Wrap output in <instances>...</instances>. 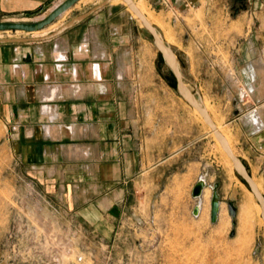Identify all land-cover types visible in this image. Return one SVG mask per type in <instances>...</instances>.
I'll list each match as a JSON object with an SVG mask.
<instances>
[{"label":"rangeland","instance_id":"rangeland-1","mask_svg":"<svg viewBox=\"0 0 264 264\" xmlns=\"http://www.w3.org/2000/svg\"><path fill=\"white\" fill-rule=\"evenodd\" d=\"M104 1H80L54 22L60 27ZM131 1L155 19L152 25L162 37L173 40L170 46L186 78L183 82L206 102V111L226 135L232 153L250 178L264 187V132L244 139L236 121L243 114L249 119L255 109L264 111V103L253 100L251 79L238 77L231 60L240 44L253 40L264 95V0H249L252 4L188 0L193 4L190 8L183 6V0H171L169 6L158 4L159 0ZM128 15L133 24L129 37L114 54L122 85L118 98L124 101L119 111L131 135L128 141L134 147L137 128V139L141 135L147 145L174 144L170 150L185 146L184 160L162 164L141 181H131L125 200L120 198L110 210L88 216L83 208L90 202L79 199L78 189L76 194L61 195V188L47 187L42 177L29 172L18 158L17 143L8 139L0 107V264H264V222L253 207L258 202L252 195V212L242 226L238 206L250 189L234 168L229 184L224 151L198 111L179 97L172 71L144 28ZM38 19L22 16L4 21ZM22 37L30 38L32 33L0 32V39ZM200 177L208 188L219 183V211L225 209L228 229L222 226L223 211L215 224L210 223L211 189L207 208L193 215L197 199L191 191ZM229 202L236 211L234 226Z\"/></svg>","mask_w":264,"mask_h":264},{"label":"crops","instance_id":"crops-1","mask_svg":"<svg viewBox=\"0 0 264 264\" xmlns=\"http://www.w3.org/2000/svg\"><path fill=\"white\" fill-rule=\"evenodd\" d=\"M58 1L64 0H0V21L41 18ZM117 7L109 3L51 39L0 48V107L8 139L17 143L18 158L29 172L42 177L47 187L61 188L65 196L78 189L79 199L90 202L83 208L88 216L110 210L128 197L131 181H141L162 164L183 161L186 152L185 146L170 150L174 144L159 141L147 145L141 135L137 139L135 127L134 147L128 141L114 54L133 24L125 9ZM232 53L238 77L250 78L253 100L264 103L253 40ZM239 62L245 64L238 67ZM245 115L236 120L244 139L264 132L262 109L249 119Z\"/></svg>","mask_w":264,"mask_h":264},{"label":"water","instance_id":"water-1","mask_svg":"<svg viewBox=\"0 0 264 264\" xmlns=\"http://www.w3.org/2000/svg\"><path fill=\"white\" fill-rule=\"evenodd\" d=\"M113 0H105L104 2L100 3L99 5L94 6L92 9L87 11L86 13L80 14L77 17L65 22V24L61 25L57 28V30L51 32L48 35L37 37V38H8V39H0V44H22L23 42H34L37 40H47L51 39V37L56 36L62 32H64L67 28H70L76 24H78L81 20L85 19L95 10L100 9L102 7L107 6ZM129 7V9L140 18L141 25L153 41L155 47L159 51L160 55L165 62V65L172 71L175 81H176V91L179 97L183 98L186 103H188L191 107H193L196 111H199L203 121L211 131H213L215 138L219 141L221 148L223 149L224 153L229 157L232 163V168H234L235 173L238 177L243 180L248 188L250 189L252 195L255 197L256 201L259 204L261 210V218L264 222V196L256 189L255 184L253 183L252 179L249 176V173L244 167L243 162L234 154L232 153L228 143L217 130L216 125H214L213 121L211 120L208 112L205 110L201 97L197 95V93H192L186 84L183 82L186 78L183 74L182 69H180L176 54H174L173 49L170 45L164 42L161 38V34L159 33L158 29L150 25L146 18L135 8L134 3L131 0H124ZM79 0H64L62 3L58 4L57 6L53 7L50 12L38 19L34 22H14V21H0V32H8V31H19V32H26V33H35L40 31L41 29L51 25L56 19H58L61 14H63L66 10L74 6L78 3ZM207 183H205L201 178L196 181V184L193 186L191 191V197L194 199H200L202 191L207 187ZM211 189V199H210V223L215 224L218 219L219 215V206H220V197L218 193L219 183H214L213 186L210 187ZM227 211L228 215L231 217L232 222L231 225L234 226L233 219L236 217V211L233 207L232 203L227 204ZM193 215L197 216L200 212L197 206H195L192 210ZM234 234L233 231L230 232L229 237H232Z\"/></svg>","mask_w":264,"mask_h":264},{"label":"bare ground","instance_id":"bare-ground-1","mask_svg":"<svg viewBox=\"0 0 264 264\" xmlns=\"http://www.w3.org/2000/svg\"><path fill=\"white\" fill-rule=\"evenodd\" d=\"M80 1H84V2H93V1H101V0H79V2ZM78 2V3H79ZM114 3H116V5L117 4H119V5H124L125 6V10L128 12V13H130L131 14V17L133 18L134 17V19H135V21L139 24V26L140 27H142V25H141V21H140V18H138V16H136L130 9H129V7L127 6V4H126V2L124 1V0H113V1H111L110 2V4H114ZM135 8L136 9H138V11L146 18V20H148L149 21V24L151 25V24H153V25H155V19L154 18H149V17H147L146 15H145V12L143 11V9L138 5V3L136 2L135 3ZM53 7V6H52ZM51 7V8H52ZM51 8L49 9V10H51ZM67 11V10H66ZM65 11V12H66ZM65 12L63 13V14H61V16H60V18L61 17H63L64 15H65ZM42 17H44V16H42ZM41 17V18H42ZM41 18H39V19H41ZM62 19V18H61ZM151 19V20H150ZM59 24V23H58ZM56 28H58L57 27V24L54 22V23H51V25H49V26H47V27H45L44 29H42L41 31H37V32H35V33H32V38H37V37H41V36H45V35H47V33H50L51 31H54V30H56ZM19 32V31H18ZM161 38H162V40H164V42L165 43H167L168 45H172L173 44V40H171L167 35L166 36H161ZM187 86V85H186ZM203 102V105H204V108H205V110H207V105H206V102L205 101H202ZM194 109V108H193ZM195 110V109H194ZM196 111V110H195ZM198 113L200 114V112L198 111ZM201 115V114H200ZM202 117V116H201ZM201 120H203L202 118H201ZM215 125V124H214ZM209 128V127H208ZM216 128H217V130L220 132V134L223 136V138L226 140V142L228 141L229 142V140L225 137L226 135H224L222 132H221V129H220V127L218 126V125H216ZM209 130H210V128H209ZM210 134L211 135H213L214 136V133H213V131H211L210 130ZM214 138H215V136H214ZM216 139V138H215ZM217 140V139H216ZM227 142V143H228ZM217 143H218V146H219V148H220V150H222L223 151V149L221 148V145H220V143H219V141L217 140ZM228 146H229V144H228ZM225 157L227 158V161H225V165L227 166V168H229V171H228V173H227V181L229 182V184L230 185H232V183H233V175H232V167H231V160L228 158V156H226V154H225ZM204 182H205V180L203 179V177H200ZM253 181V183L255 184V187H256V189L260 192V193H262V188H264L263 187V185H262V188H261V186H260V184L257 182L256 183V181H254V180H252ZM206 183V182H205ZM211 187V186H210ZM210 188H208V187H206L203 191H202V194H201V196H200V199H198L197 201H196V205L195 206H197L198 207V209H199V212L200 213H202V210H205L206 208H207V205L205 204V202H207L208 201V196H209V192H210V190H209ZM206 200V201H205ZM251 205H253V196H252V194L251 193H249V194H247V193H243V195H242V199L240 200V204H239V206H238V211H239V219H240V224L242 225V226H244L245 224H246V222L248 221V218L250 217V214H251V212H252V210H250V206ZM253 207H254V210H255V212L257 213V215L258 214H261V210H260V207H259V204L258 205H253ZM220 211H221V209H220ZM222 211H223V215H224V220H223V222H222V226H224L226 229H228L229 228V219H228V217H227V215H226V211H225V209H222ZM222 211L220 212V213H222ZM199 213V214H200ZM198 214V215H199ZM264 224V223H263Z\"/></svg>","mask_w":264,"mask_h":264},{"label":"built area","instance_id":"built-area-1","mask_svg":"<svg viewBox=\"0 0 264 264\" xmlns=\"http://www.w3.org/2000/svg\"><path fill=\"white\" fill-rule=\"evenodd\" d=\"M183 1H184L183 6L185 8L193 7V4H192L191 1H188V0H183ZM158 4H161V5H164V6H169L171 4V0H159Z\"/></svg>","mask_w":264,"mask_h":264}]
</instances>
